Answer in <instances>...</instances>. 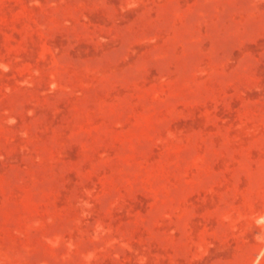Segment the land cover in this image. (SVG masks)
Returning a JSON list of instances; mask_svg holds the SVG:
<instances>
[{
    "label": "rangeland",
    "instance_id": "rangeland-1",
    "mask_svg": "<svg viewBox=\"0 0 264 264\" xmlns=\"http://www.w3.org/2000/svg\"><path fill=\"white\" fill-rule=\"evenodd\" d=\"M0 264H264V0H0Z\"/></svg>",
    "mask_w": 264,
    "mask_h": 264
}]
</instances>
